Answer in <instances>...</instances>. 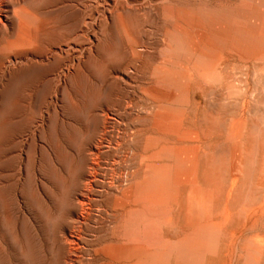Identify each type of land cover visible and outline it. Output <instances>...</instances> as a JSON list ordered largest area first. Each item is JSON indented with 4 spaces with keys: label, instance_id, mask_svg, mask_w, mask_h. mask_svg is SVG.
<instances>
[{
    "label": "rangeland",
    "instance_id": "374dc122",
    "mask_svg": "<svg viewBox=\"0 0 264 264\" xmlns=\"http://www.w3.org/2000/svg\"><path fill=\"white\" fill-rule=\"evenodd\" d=\"M1 1L3 0H0V3ZM87 1L88 0H28L27 3V0H24V2L22 3V6L27 11H29L31 14H33L34 12L33 15H35L36 17L38 16L37 22L31 30L34 32L33 34H31L32 36L34 35V39L31 36V39L34 41H32V46L30 49L31 51L40 54L44 57L47 55L49 57V60L47 59L48 61H37L38 63L30 62L27 64H24L23 62L20 63L17 61L14 70L10 74H7L0 79V264L104 263L103 261L100 262L95 257L96 255L94 253V250L102 246L103 242L104 244L107 243V241L109 242L112 235L118 236L120 235L119 233L122 232V230L120 231V229L115 230L118 233H115V231L113 232L111 230L108 222L109 218L104 213L108 209H111L110 207H106L111 206V204H113L114 198L118 196V194L115 193L117 186L115 184L118 180H125L128 184H125L126 182L124 181L125 186L133 188L135 182L141 180V178L143 177V174L141 175L143 169L142 167L140 168V155L142 154L144 149V139L146 138V135L157 131L155 118L157 110L156 108H153L155 107L153 106L154 103L152 104V101L145 94V92L155 90L163 95H169L168 97H171L173 95V92L168 89L166 85H160L159 81L153 76L152 73H150L153 71V68H155L154 66H158L160 64L159 62H161V60L163 59V55L165 54V34H169V32L173 30V27L175 28L177 26H181L184 29L187 27L186 30L190 31V33L195 32L192 27H188L184 23V21L179 18V13L181 9H187L193 6L206 4L208 6H220L225 8L227 4L228 6H230L231 4L229 8H232V6L234 8L249 5V2L247 0H241L243 1L242 3L240 0H227V3L226 0H222V2L221 0H186L188 3H185V0H179L180 2L178 0H168L170 2L166 0H111V3L109 4L111 14L104 16L100 12L97 17L98 21L96 20L95 23L87 21L89 26L87 23H85V26H83L82 20L89 12ZM211 1L215 4L213 5ZM81 3L83 7L81 6ZM168 3H171V5H169ZM26 4L29 8L26 7ZM131 4H133V6ZM143 4L144 6H142ZM122 7L124 8V10ZM137 8L139 10H137ZM147 8L150 9V12H152L148 13L149 10H147ZM145 9L147 12L145 11ZM42 10L45 12V14ZM113 14L116 17L113 16ZM0 15H4V11H2L1 8ZM170 17H172V20L170 19ZM236 22H240L242 26L240 25V23L236 24ZM245 23L246 22L242 19H233V24L236 28H245L246 25H248L247 23L246 25H243ZM80 24H82V28L84 31L79 33L78 35H75V31L79 28ZM87 27H89V29ZM261 28L263 32L261 31ZM40 31L42 33L44 32V35H41ZM258 31H260L259 35L261 34V37H264L263 25H259ZM38 32L41 35L40 37H42V41H40V37L37 36ZM15 35H17V30L14 31L13 36ZM81 38L83 40H81ZM36 39L38 40L39 44L36 42ZM58 40L60 41L58 42ZM3 41L4 39H2V42ZM46 43L48 44L47 47L49 48H46ZM50 43H54V45L56 46L54 47V45H50ZM71 44L78 46L82 53L81 58L79 60V64L78 62H75L74 54L68 49ZM59 46L60 48H64L60 50ZM90 46H92V49L90 48ZM42 48L43 50H41ZM92 51L94 55L92 54ZM15 52V54L22 53L21 50H16ZM56 53L58 56L61 53L60 57L63 55L65 58H61L60 61V58L55 55ZM138 54L141 55L139 56ZM65 55H67V57ZM7 56V52H0V63L5 62ZM226 57L227 59L229 58L230 60H228L231 62H229ZM234 57H236L237 60ZM240 58H242L244 61ZM158 60L160 61L158 62ZM249 60L250 59H246L242 56H237V54H234V52L231 51H226L224 54L222 70L224 69L223 71H225V73H223V71L221 70V75L227 76L226 79H228V83L233 84L234 86L236 84V87L241 92L240 94H242V96L244 95L243 97L241 96L239 98V100L241 101L238 100L234 102L231 100L232 102H234L233 104L230 101L226 100V93L224 92L226 91V87L229 84L227 83V81L225 83L226 79L224 76L221 79L222 83H219L221 86L219 84L214 85L209 83H202L197 77L194 76L195 78H193L192 83H188V93L190 97V102L183 117L182 126L184 129H189V127H192L191 129L194 130L196 129L195 131L199 134L200 140H203V142L206 141L205 143L213 144L215 143L214 140H216V138H218L225 131L228 125V119L239 118V116L241 117V114L246 119V114L249 113L247 115V120H250L249 122L251 124L253 123L255 127L254 133L258 134H254L253 137L255 138L258 147L261 150L264 148V75L261 78H258V75L259 77L261 76V73H259L261 72V67L259 68L260 64L257 62L255 63L252 60H250L251 62L248 63ZM246 62L248 65L246 64ZM228 63L230 65H228ZM253 63H255L254 65L256 70H253ZM233 64L235 66L231 68ZM136 66H139V68ZM60 67H63V70L67 67H73V73L65 75V78L62 74L61 79H59L57 77V73L59 74V72L62 70ZM180 67L181 65H178L176 67V70H181L182 67ZM258 68L259 72L257 71ZM140 69L141 71L139 72ZM228 69L236 70V72H234L235 70H233V72H231L230 70V77L232 79L234 78L235 82L229 77ZM143 70L146 71L145 74L142 72ZM226 71L228 72V74H226ZM255 71L258 75L253 74V72L255 73ZM232 73L237 74H235L234 76V74L232 75ZM56 77L58 78V82L55 79ZM141 77L144 79L143 82ZM152 79H154V82L152 81ZM255 79L258 83L255 81ZM245 80L247 81L245 82ZM238 81H240L241 83L239 82L238 84ZM153 83L155 84L153 85ZM223 83L224 85H228H225L224 87V85H222ZM201 84L202 86H200ZM208 84L212 86L210 87L208 86ZM237 84H241V86H237ZM244 84L247 86V88H245L246 86ZM253 84H255L257 87L253 86ZM204 85H207L208 88L206 89V86L204 88ZM161 86L163 87L161 88ZM216 86H218L219 89ZM248 87L250 89H248ZM255 88L257 92L255 91ZM210 89L213 91L214 89H216V93L213 92L212 94H210L212 92L210 91ZM220 89L222 91H225H223L222 93ZM252 89L256 93H254L255 95H252L251 98L249 97V91L253 92ZM207 90L210 92H208ZM243 90H248V93H246V91L244 93ZM261 90H263V92ZM204 91H206L208 95L204 93ZM213 96H216L214 97V99L219 96L218 98L220 99V101L216 99L217 104L213 105L211 111V108L209 109V107L212 106V104L210 105V102L215 101L213 99ZM139 98L141 101L139 100ZM245 98L246 100H244ZM224 99L226 101H223ZM249 99L251 101H249ZM201 101L204 104H202ZM148 102L149 104L147 105ZM239 102L241 105L239 104ZM250 102H252V104L254 103L255 106L254 104L252 105ZM243 103H245L246 108L242 107ZM257 103H259L261 107L259 105H256ZM261 103L263 106L261 105ZM151 104L153 107H151ZM248 105H250V107ZM142 106L144 107L143 109L146 113L149 112L148 114H146L144 111L141 112L143 110ZM252 106L254 107V112L257 113L256 116L252 110ZM205 108L208 112L205 110ZM213 108L216 111H213ZM242 110L244 111V114ZM246 110H248L249 112H246ZM204 111L206 113H204ZM128 112H134L136 114L139 113V115L136 116V114L133 113L132 115L136 116L134 117V120L133 116L130 115V113ZM229 112L230 114L227 115V113ZM260 112L261 114H259ZM190 115H192V117ZM235 115L238 117H234ZM139 118L141 119L139 120L141 123L137 121ZM145 118L147 120H145ZM199 118H201V120L203 121L201 122ZM258 118L259 120H257ZM130 119L134 122L131 123L132 121ZM144 120L146 123L144 122ZM151 120L152 122L150 123ZM194 120H196L197 122L199 121V125H197V122H195ZM142 121L144 123H142ZM258 121L260 122L259 125ZM201 123H203L202 125L204 127L200 126ZM204 123H206V125H204ZM144 125L146 128H144ZM194 125L195 127H193ZM134 127L135 130L137 128V130L140 132H138L137 130V133L135 131H132V128L134 130ZM257 127H259V129H261L260 127H262V131L259 130ZM154 128L156 131L154 130ZM117 130H119L120 132L118 131V133ZM146 130H149L150 132ZM143 131H146V135L145 132L144 134L141 133ZM261 132L263 133V135ZM142 134L144 135V141L142 140ZM202 134L204 138H202ZM131 137L133 139L132 141ZM210 137L214 140H212ZM205 138L207 140H204ZM208 139L212 141H209ZM95 144L96 146L94 147ZM131 144L133 145L131 146ZM211 147H213V145ZM88 148L91 149V152ZM92 149L95 150L93 151ZM97 150L99 151L97 152ZM88 152L89 154L91 153L92 156H90L91 154L89 155ZM211 153L209 154V158L215 163L210 179L211 187L215 195L211 209V213L213 212L212 217L216 218L217 216H219L221 210L223 211L224 206L227 205L231 212L233 211L236 213L232 218V222L229 223L227 227L231 230L236 228L237 232H239L237 233V239H233L232 241L228 239V241L224 244V248L221 250V253L218 255V258L207 256L205 264H227L225 263V260L226 262H229L228 264H243L242 255L246 239L256 233H264V212L258 213L260 216L257 214L260 217L258 218L257 222H255L254 224L248 223L246 226H244L245 228L241 226L245 222V216L242 212H239V210L245 208L247 209V213L249 209L255 208L253 206L263 203L261 190H257V188L251 184L249 185L250 180L252 181L253 176L257 173V165L255 166V164L257 163L254 161V159H251L245 164L243 181H241V184L238 186V190H236L237 192L235 191L236 194L233 196V198L226 202V199L224 197V190L226 189L227 184L229 182L226 174L228 167L227 159L223 155H216L213 152ZM96 154H99L100 156H96ZM213 154H215L216 156H214ZM89 156L91 159L89 158ZM130 156H133L131 157L132 160H135V157L137 156V159L134 163L131 160ZM217 156L219 157L218 159L216 158ZM215 159L216 161H218L216 162ZM88 163H92L93 165H89ZM97 163L100 165L101 168H103L101 169ZM123 163L126 164L124 165ZM136 163L139 164L137 165ZM88 166L91 167L89 168ZM133 168L134 170L136 168L138 170L134 171L132 170ZM90 169L92 172L90 171ZM136 172L137 174L135 175ZM139 173L140 175L137 176ZM136 176L137 178L134 179V177ZM85 177L86 180L84 179ZM249 177L251 179H249ZM82 178L83 180H81ZM89 179L92 182L89 181ZM130 179H134L136 181L132 180L133 183L130 185V183L132 182H129ZM99 180H102V182H100ZM110 181L111 184L109 183ZM87 185L89 187L92 185L93 188H89ZM85 186L86 188H88L84 191L82 189H85ZM112 186H115V189ZM79 188L84 191V193L82 191L78 192L80 191ZM87 190H91L88 192L89 194H87ZM96 192L99 193L96 194ZM91 193H93V195ZM114 193L115 195L113 197ZM80 195H85V199H87V197L91 199L85 201V204L87 202V206L85 204V206L83 205L84 220L82 222H78L75 220V213L80 210L78 209L80 208L78 207V199ZM245 198L247 199V201ZM183 200L184 198L181 200L178 199L171 205L172 207H174V210L175 208L177 210L174 212V215L175 217H177L179 222L184 220L186 204L185 200ZM182 201L184 204L182 203ZM93 205L95 207L97 206L101 210L97 207L96 209L98 210H96ZM144 205L146 204L142 202L140 203V207ZM88 206L89 208L87 209L86 207ZM97 212H99L100 214ZM107 212L110 213V210H108ZM161 224L159 227V231L160 233L162 232L163 235H158V239H161L157 240V244L159 245H161L160 242L162 241V239L164 241H173L176 239V236L177 238L180 237L185 231V228L182 225L172 226L171 224ZM163 224L166 226H164ZM101 226L103 227V229ZM168 226L174 228V232ZM161 228L162 230H160ZM163 228H165L166 231ZM102 231L104 232L103 235ZM105 231L107 234L110 233L107 235V237H105ZM167 231L173 233L168 234ZM69 234L79 239L78 247L74 249V252H72L71 255H68L69 246L66 241L68 239ZM116 236L114 238H116ZM163 236L164 238H162ZM146 241H142V243H145L146 246L148 244L150 245V243L152 244L151 239H148ZM164 241H162L163 245L166 242ZM93 246L96 249H93ZM236 247L238 251L236 250ZM90 251H92L93 253ZM90 253L92 256L90 255ZM227 253L229 254V256ZM224 255H227L228 257ZM86 258L89 259L87 260ZM90 259L94 260L93 263H90ZM83 260L86 261V263Z\"/></svg>",
    "mask_w": 264,
    "mask_h": 264
},
{
    "label": "bare ground",
    "instance_id": "6f19581e",
    "mask_svg": "<svg viewBox=\"0 0 264 264\" xmlns=\"http://www.w3.org/2000/svg\"><path fill=\"white\" fill-rule=\"evenodd\" d=\"M125 1H127V0H125ZM166 1H168V0H166ZM247 1L249 2V5L239 6V7H234V8H233V6H232V8H229L231 6V4H230V6H228V4H227L228 7L226 6V8H225V7H220V6H217V7L208 6L205 3L206 5H197V6H193L191 8L181 9L180 13H179V18H181L182 21H184V23L188 27H192V29H194L195 32L190 33V31L186 30L187 27L185 29L182 28L181 26H177L174 28L173 27L174 22H175L174 21L173 25H172L173 30H171L169 32V34H165V37H166V42H165L166 44L164 46V53L165 54L163 55V59L162 58H161L162 60L160 59L161 62H159L160 60H158V62L160 64L158 66H154L155 68H153V71L150 73H152L153 76L159 81L160 85L161 84L166 85L168 87V89H170L173 92L172 93L173 95L171 97H168L169 95L168 96L163 95V94H161L155 90L145 92V94L152 101V104L154 103L153 106H155V107H153L152 104H151V107L156 108V110H157V113L155 116L157 131L154 128V130L156 132H152L148 135H146V131H149V130L141 132L143 134L145 132V135H146L145 136L146 138L144 139L145 140L144 149H143L142 154L140 155V160H141L140 168L142 167V169H143L142 173L140 172L141 175L143 174L142 175L143 177L141 178V180L138 182H135V185L133 188H129L128 186L126 187L125 184H127V182L125 180H124L126 182L125 184H124V181H121V180H118L115 184V185H117L115 193H117L118 196H116L114 198L113 204H111V206L106 207V208H109V207L111 208V209H108V210H110V213L107 212L108 210L105 211L104 213L109 218L108 222H109L111 230L114 232L115 230L120 229V231L122 230V232H120L119 233L120 235H118V236L115 235L116 238H114L115 236L112 235L109 242L106 240L107 243L104 244V242H103L102 246H100L98 249H96L94 246H93L94 248L92 247L93 249H96V250H94L95 251L94 253L96 256L95 255L94 256L100 262L103 261L104 263H102V264H205L207 256L218 258V255L221 253V250L224 248V244L228 241V239L230 241H232L233 239H237V233L239 231L237 232L236 228L231 230L230 228L227 227V225L232 222V218L236 214L235 212H233V211L231 212L230 209L227 207V205H225L223 211L221 210V213L219 214V216H217L216 218L212 217L213 212L211 213V209H212V204H213V200H214L215 195H214L212 187H211V183H210L211 180L210 179L212 176L211 173L213 171V166L215 163L213 161H211V159L209 158V154L211 152L215 153L216 155H223L227 159V166L228 167H227L226 174H227L229 182L227 184L226 189L224 190V197L226 199V202L229 201L231 198H233V196L236 194L235 191L238 190L237 189L238 186L241 184V181H243L245 164L248 161H250L251 159H254V161L257 163V164L254 163L255 166L257 165V173L256 174L254 173L255 175L253 174L254 176L252 178V181L250 180V183L249 182L248 183H249V185L251 184V185L255 186L257 188V190L258 189L261 190L263 203L256 205V206H253L255 208L249 209L247 213H246L247 209H245V208L239 210V212H242L245 216V222L241 226L244 227L248 223L254 224L255 222H257L258 218H260L259 217L260 215L258 213L264 212V148L262 147L263 149L261 150L258 147L255 138L253 137L255 134L254 133L255 127H254L253 123L251 124L249 122L250 120L249 121L247 120V118H248L247 115L249 113L246 114V117H247L246 119L244 118V116L241 113H240L241 117L239 116V118H232V119L227 118L229 121H228V125H227L225 131L223 132V134H221L218 138H216V140L212 139L211 138L212 136L210 135L211 136L210 138L215 141V143H213V144L205 143L206 141L203 142V140H200L199 134L195 131L196 129L195 130L191 129L192 127L190 128L189 127L190 125L188 126L189 129H187V128L184 129L182 126L183 117L185 115L186 109L189 106V102H190V97H189V93H188V83H192L193 78L197 77L199 79V81L202 83H209V84L218 85L221 82L222 77L224 76V75L223 76L221 75L222 74L221 70H222V65H223L224 54L226 51L234 52V54H237V56L239 55V56H242L246 59H250V60L254 61L255 63L256 62L259 63L260 64L259 68L261 67V72H259V68L257 69V71L259 73H261V76L259 77V75L257 74L256 71H255V73L253 72V74H257L258 78H261L264 75V37H261V34L259 35L260 31H258L259 25L264 26V0H247ZM23 2H24V0H3L0 3V8L2 9V11H4V15H0V52L5 51L8 53V56H7V59L5 60V62L0 63V79L2 77H4L5 75L10 74L14 70V67H15L17 61L20 63L23 62L24 64L25 63L27 64L30 62L47 60L49 58L47 55L44 57L40 54H37V53L31 51V49H30L32 46V41H34L31 39V36H32L31 34L34 33L31 30L35 26L38 16L36 17L35 15H33L34 12H33V14H31L29 11H27L22 6ZM168 2H170V1H168ZM221 2H222V0H221ZM242 2L243 1H241V3ZM27 3H28V0H27ZM110 3H111V0H88L87 4H88L89 12L87 13V15L82 20L83 26H85V23L88 24L89 21L95 23L100 12L104 16L111 14L110 9H109ZM128 3H130V2H128ZM185 3H188V2L186 1ZM226 3H227V0H226ZM241 3H239V4H241ZM115 4H117V3H115ZM168 4L171 5V3H168ZM214 4L215 3H213V5ZM131 5L133 6V4H131ZM135 5H137V4H135ZM193 5H194V3H193ZM81 6H82V3H81ZM142 6H144V4ZM26 7H27V4H26ZM119 7H120V5H119ZM27 8H29V7H27ZM140 8H141V6H140ZM148 8H147V10H149L148 13H151L152 11L150 12V9H148ZM128 9H129V7H128ZM123 10H124V8H123ZM137 10H139V9L137 8ZM46 11H47V9H46ZM145 11H146V9H145ZM31 12H32V10H31ZM166 12H167V10H166ZM120 13H123V12H120ZM38 14H36V15H38ZM44 14H45V12H44ZM113 16H115V15L113 14ZM167 18H169V17H167ZM171 18L172 17H170V19ZM234 18L242 19L248 25H246V23H245V24H243V25H246L245 28H243V29L242 28H236L233 24ZM238 23H240V22H238ZM238 23L236 22V24H238ZM82 24H80L79 28L75 31V35H78L79 33L84 31L82 28ZM179 24H180V22H179ZM240 25H241V23H240ZM88 26H89V24H88ZM87 28L89 29V27H87ZM84 29H86V28H84ZM16 30H17V35L13 36L14 31H16ZM261 31L263 32L262 28H261ZM63 32H64V30H63ZM43 33L40 31L41 35ZM38 34H39V32H38ZM38 34H37V36L40 37L41 35L40 34L38 35ZM41 38L42 37H40V41H42ZM2 39H4L3 42H2ZM33 39H34V37H33ZM90 39H91V37H90ZM38 40H39V38H38ZM38 40L36 39V42L39 44ZM81 40H83V39L81 38ZM59 41L60 40H58V42ZM58 42H56V43H58ZM40 44H41V42H40ZM51 44L54 45V43H50V45ZM62 44H64V43H62ZM77 44H78V42H77ZM82 44H84V43H82ZM76 45L71 44L68 47V49H69V51H71L74 54L75 62H78V64H79V60L81 58L82 53H81L79 47ZM47 46H48V44L46 45V48H49ZM55 46L56 45H54V47ZM65 47H66V44H65ZM91 47L92 46H90V48ZM59 48H60V46H59ZM62 48H64V47H62ZM62 48H60V50H62ZM16 50H21L22 53L15 54ZM41 50H43V48ZM60 54H59V56L57 55V53L55 55H57L60 58L59 60L61 61V58L63 59L65 57L63 55H62L63 57L62 56L60 57ZM92 54H93V51H92ZM89 55H91V54H89ZM65 56L67 57V55H65ZM123 56H124V54H123ZM88 58H90V57H88ZM234 58H236V57H234ZM226 59H227V57H226ZM240 59H242V58H240ZM66 60H67V58H66ZM236 60H237V58H236ZM250 60L248 61V63L251 62ZM47 61H46V63H47ZM68 61H70V60H68ZM134 61H136V60H134ZM54 62H55V57H54ZM154 62H156V61H154ZM229 62H231V61H229ZM225 63H227V62H225ZM255 63L252 64L254 66L253 70L255 69V65H254ZM246 64H247V62H246ZM153 65H155V64H153ZM178 65H181V67H182V68L180 67L181 70H179V71L176 70V67ZM228 65H230V64L228 63ZM233 66H235V65L233 64L231 66V68ZM76 67H77V65H76ZM136 67L139 68V66H136ZM250 67H251V65H250ZM256 67H257V65H256ZM72 68L67 67L64 70L62 69L63 71L61 70L59 72V74L57 73V77L59 79H61L62 74H63V77L65 78V75L73 73ZM249 69H251V68H249ZM117 70H119V69H117ZM230 70H231V72H233V70H235V69H230ZM230 70H229V74L226 71V74H228L229 77H230ZM53 71H54V69H53ZM124 71H123V73H124ZM140 71H141V69L139 70V72ZM142 72L144 74L146 73V71H144V70ZM234 72H236V70ZM223 73H225V71H223ZM54 74H56V73H54ZM233 74L235 76V74H237V73H232V75ZM57 77L55 78L56 81L58 80ZM224 77H225V79L227 78V76H224ZM115 78H118V77H115ZM253 78H254V76H253ZM130 79H131V77H130ZM141 79L143 82L144 79L142 77H141ZM225 79H223V80H225ZM256 79H255V81H256ZM153 80L154 79H152V81ZM227 80L228 79L225 80V83ZM232 80H234V78ZM247 80H245V82ZM135 81H133V82H135ZM155 82H156V80H155ZM228 82L229 81H227V83ZM234 82H235V80H234ZM239 82L240 81H238V84H239ZM256 82H255V84H256ZM230 83H231V80H230ZM154 84L155 83H153V85ZM157 84H158V82H157ZM209 84H208V86L211 87L212 85H209ZM228 84H225V85L227 86ZM238 84H237V86H241V84L240 85H238ZM255 84H253V86L257 85V84L255 85ZM222 85H224V83ZM225 85H224V87H225ZM261 85H263V84H261ZM55 86H56V84H55ZM200 86H202V84ZM205 86L207 89L208 88L207 85H204V88H205ZM162 87L163 86H161V88ZM216 87L218 88V86H216ZM145 88H147V87H145ZM164 88H166V87H164ZM240 88H242V87H240ZM245 88H247V86ZM248 89H250V88L248 87ZM215 90L216 89H214V91L210 89V91H212L210 94H212L213 92L216 93ZM263 90H264V88H263ZM263 90H261V91L263 92ZM171 91H169V92H171ZM210 91H208V92H210ZM223 91H225V90H223ZM223 91H222V93H223ZM243 91L245 93L246 90H243ZM247 91H246V93H248ZM255 91H256V88H255ZM256 92H254V90H253V92L249 91V97L252 98V95H255L254 93H256ZM204 93H206V91H204ZM224 93H226V100L230 101L232 104L235 101H238L239 98L242 96V94H240L241 92L236 87V84H235V86L233 84H229L226 87V91ZM206 94L208 95V93H206ZM135 96H136V94H135ZM216 96H213V99ZM218 97L216 99L218 101H220V99ZM207 98H208V96H207ZM222 98H223V96H222ZM216 99H214L215 101L210 102V105L212 104V106L209 107V109L211 108V111H212L213 105L217 104ZM139 100H140V98H139ZM197 100H199V99H197ZM226 100L224 99L223 101H226ZM231 100L234 102H232ZM244 100H246V98ZM239 101H241V100H239ZM249 101H251V100L249 99ZM149 102L147 103V105L149 104ZM201 103H202V101H201ZM250 103L252 104V102H250ZM202 104H204V103H202ZM239 104H240V102H239ZM130 105H131V103H130ZM136 105H137V103H136ZM256 105L260 106L259 103H257ZM261 105H262V103H261ZM248 106L250 107V105H248ZM254 106H255V104H254ZM238 107H237V109H238ZM242 107L243 108L245 107V103H243ZM129 108H130V106H129ZM143 108L144 107L142 106V109ZM205 110L207 111L206 108H205ZM214 110L215 109L213 108V111ZM252 110L254 112V107L252 108ZM143 111H144V109L141 112H143ZM152 111H154V110H152ZM247 111L248 110H246V112ZM255 111H256V109H255ZM260 111H261V109H260ZM141 112H140V114H141ZM119 113H121V112H119ZM128 113H130V112H128ZM133 113H130V115H132ZM148 113H146V114H148ZM204 113H206V112L204 111ZM134 114H136V113H134ZM228 114H230V112L227 113V115ZM243 114H244V111H243ZM254 114L256 116L257 113L254 112ZM259 114H261V112ZM137 115H139V113L136 114V116ZM201 115H202V112H201ZM136 116H133V119ZM150 116H151V113H150ZM190 116L192 117V115H190ZM250 116H252V115H250ZM234 117H238V116L235 115ZM140 118L138 120L137 119L136 120L139 121L142 119V118L141 119ZM146 118H145V120H147ZM113 119H114V117H113ZM199 119L201 122L203 121V120H201V118H199ZM145 120H144V122H145ZM257 120H259V118ZM105 121H106V119H105ZM131 121H132L131 123L134 122L133 120H131ZM191 121H193V120H191ZM194 121L197 122L196 120H194ZM205 121H207V120H205ZM144 122L142 121V123H144ZM151 122H152V120L150 121V123ZM198 122H197V125H199ZM190 123H192V122H190ZM202 124L203 123H201V125H200L201 127L203 126ZM259 124H260V122L258 123V125ZM204 125H206V123H204ZM116 127H118V126H116ZM139 127H141V126H139ZM142 127H143V125H142ZM147 127H148V124H147ZM193 127H195V125ZM144 128H146L145 125H144ZM257 128L259 129V127H257ZM260 128L261 129H259V130L262 131V127H260ZM111 130H113V129H111ZM119 130H117V132ZM136 130H137V128H136ZM136 130H135V127H134V130L132 128V131L136 132ZM139 130H140V128H139ZM201 130H199V131H201ZM115 131H116V129H115ZM138 132H140V131H138ZM118 133H117V135H118ZM130 133H131V131H130ZM263 133H262V135H263ZM123 134H125V133H123ZM214 135H216V134H214ZM202 136H203V134H202ZM138 137H137V139H138ZM143 137H144V135L142 136V140H143ZM202 138H204V136ZM132 140L133 139L131 137V141ZM204 140H207V139L205 138ZM208 140L212 141L210 139H208ZM91 142H93V141H91ZM97 145H99V144H97ZM121 145H122V143H121ZM128 145H129V142H128ZM132 145L133 144H131V146ZM212 145H213V147H211ZM95 146H96V144L94 145V147ZM91 148H93V147H91ZM88 149H89V151L91 150L90 148H88ZM98 151L99 150H97V152ZM88 154H89V152H88ZM122 154H123V152H122ZM215 154H213V155L216 156ZM90 156H92V154ZM90 156H89V158H90ZM96 156H100V155L96 154ZM131 157H133V156H130V158ZM136 157H135V160L137 159ZM216 158L218 159L219 157L217 156ZM222 158H224V157H222ZM131 160H132V158H131ZM135 160L134 159L132 160L133 163L135 162ZM106 161H108V160H106ZM215 161H216V159H215ZM121 163H122V161H121ZM130 163H131V161H130ZM91 164H89V165H91ZM216 164H218V163H216ZM131 165H132V163H131ZM88 167L90 168L91 166H88ZM99 167H100V165H99ZM132 170H134V168ZM136 170H138V169L136 168L134 171H136ZM90 171H91V169H90ZM247 171H248V168H247ZM247 171H246V173H247ZM132 173H134V172H132ZM140 173L137 176H139ZM97 174H98V172H97ZM136 174H137V172L135 173V175ZM250 175H251V172H250ZM137 176L134 177V179L137 178ZM86 177L84 178L85 180H86ZM91 177H94V176H91ZM132 177H133V174H132ZM245 177H246V175H245ZM111 179H112V177H111ZM134 179H132V180H134ZM249 179H251V178L249 177ZM81 180H83V178ZM132 180L130 179V181L129 180L128 181L131 182ZM89 181H91V180L89 179ZM134 181H136V180H134ZM100 182H102V180ZM109 183L111 184V181ZM113 183H115V182H113ZM132 183H133V181L130 183V185ZM86 184H87V182H86ZM79 185H81V184H79ZM83 185H85V184H83ZM90 187H92V185ZM112 187H114V189H115V186H112ZM82 188H84V187H82ZM87 188L85 186V189H82V190L85 191ZM92 188H91V190H92ZM82 190L80 189V191H78V190L77 191L81 192ZM91 190H87V194H89L88 192ZM84 191H82V192L84 193ZM83 193H81V194H83ZM97 193H99V192H96V194ZM112 193H113V191H112ZM115 193L113 194V197H114ZM87 194H85V195H87ZM91 194L93 195V193H91ZM85 195H83V196L80 195L79 199H78L79 200L78 201V203H79L78 207H80L78 209H80V210L75 213V220L78 222H82L84 220V207H83V205L85 204V201L86 200L88 201V199H89L88 197H87V199H85L84 198V197H86ZM237 195H239V194H237ZM222 196H223V194H222ZM180 197H182V198H180ZM236 197H238V196H236ZM183 198H184L185 204H186L185 214H184V220L179 222L177 217H175V215H174L175 214L174 212L177 210H176V208L174 210V207H172L171 205L175 201H177L178 199L181 200ZM89 200H91V199H89ZM183 201H182V203H183ZM246 201H247V199H246ZM141 202L145 203L146 205L140 207ZM178 204H179V201H178ZM85 205L87 206V202ZM107 205H110V204H107ZM174 206H176V205H174ZM96 207H95V209H96ZM176 207H178V206H176ZM86 208L88 209L89 206ZM98 209H100V208H98ZM98 209H96V210H98ZM97 213H99V212H97ZM102 218H104V217H102ZM161 223L171 224L172 226L173 225L174 226L182 225L185 228V231L183 232V234L180 237L177 238V236H176L175 237L176 239L173 241L165 240L166 241L165 242L162 239V241H164L165 244L163 245L162 241H161L160 242L162 245L161 246V245L157 244V240H161V239H158V235H160V234L163 235L162 232L160 233V231H159V227H160ZM164 226H166V225H164ZM168 227L171 228L170 226H168ZM165 228H163V229H165ZM102 229H103V227H102ZM171 229L174 232V230H173L174 228H171ZM160 230H162V228ZM165 231H166V229H165ZM88 233H89V231H88ZM105 233H106V231H105ZM115 233H118V232L115 231ZM163 233H165V232H163ZM167 233L169 234L170 232L167 231ZM172 233H170V234H172ZM103 234H104V232L102 231V235ZM108 234H110V233H108ZM108 234L106 233L105 237H107ZM168 234H166V235H168ZM174 234H176V233H174ZM109 237H110V235H109ZM162 238H164V236ZM169 238H170V236H169ZM148 239L152 240V244L150 243V245L149 244L147 245L150 247H147L145 243L144 244L142 243V241L144 242ZM241 239H243V238H241ZM66 241H67V244L69 246L68 255H71V253L74 252V249L76 247H78L79 239L77 237L69 234L68 239ZM238 243H239V241H238ZM229 244H231V243H229ZM233 249H234V247H233ZM236 250H237V247H236ZM92 251H90V252H92ZM80 255H81V253H80ZM90 255H91V253H90ZM224 256H227V255H224ZM228 256H229V254H228ZM242 257H243V264H264V233L259 232V233L252 235L251 237L249 236V238L246 239V242H245V245L243 248ZM79 258H80V256H79ZM90 260H91L90 263L91 262L93 263L94 260L93 259H90ZM84 262L86 263V261H84ZM84 262H82V263H84ZM87 263H88V261H87ZM225 263L228 264L229 262H226V260H225ZM95 264H97V263H95Z\"/></svg>",
    "mask_w": 264,
    "mask_h": 264
}]
</instances>
